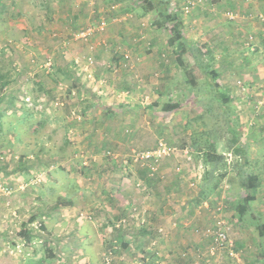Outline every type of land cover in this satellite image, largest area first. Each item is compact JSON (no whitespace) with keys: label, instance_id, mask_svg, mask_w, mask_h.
Wrapping results in <instances>:
<instances>
[{"label":"rangeland","instance_id":"rangeland-1","mask_svg":"<svg viewBox=\"0 0 264 264\" xmlns=\"http://www.w3.org/2000/svg\"><path fill=\"white\" fill-rule=\"evenodd\" d=\"M61 1L65 4V8L69 6L66 11L67 16H62L60 21H55L54 12L50 9V0H0V31H5L1 33L3 36L12 37L7 32L14 31V25L8 21L14 20L17 24H22V27L19 28V31L23 34L21 38H27L29 34L36 37V39L40 38V35L44 37L47 36L48 40L44 43L42 42V44L52 50L56 48V53L52 56L39 53H35L36 55L24 54L28 56V61L26 63L32 62L30 63L32 64V68L29 69V67H27L29 72L23 77L27 82L25 94L23 96H17V98L19 97L18 100H23L28 105L29 110H32V114H28L30 119L28 123L37 125V129L32 132L28 124L21 125L19 129V139L17 140L24 141L17 144L14 143L10 146L6 144V142L11 136L5 133L4 135L0 134V165L2 166V164H5L9 166L8 164H11V166L15 168L9 171H4L2 168L1 170L3 171L0 173V196L4 195L7 197L4 201L7 212H5L0 219V264H24L26 260L29 259L35 261L42 260V264H88L87 256L89 255L82 253L80 248L63 245L62 249H55L54 253L53 246L55 238L60 237V235L65 237L67 234L66 232L73 229L75 226L74 224H76L75 222L84 223L86 221H91L95 217L98 209L97 206L100 203H97V206H95L90 205V202H88V204L85 202L83 206L75 210L76 212L71 211L70 208H66L67 206H63V210H61L62 208L59 209L55 207L57 201H62L64 203L66 200L59 198V194L53 185H47L54 170L61 168L69 175L75 171L82 170V173H80L81 177H83L82 181L86 182L85 184L89 186H93V182H91L93 178H89L91 177V173H84L89 172L90 169L95 167L94 164H91V159H98L100 155L101 158H109L111 163H113L112 160H116V163H118L117 166L124 172L123 174L127 176L130 174L131 177H133V171H139L142 176L151 177V179L156 177L149 174V168L143 162L144 160L133 161L131 159V154L133 152L151 148L153 146H146L153 144L139 142L142 144L132 146L127 152L123 151V149H117L115 151L106 149L102 151L101 154H94V156H92L93 150H90L84 145L81 138L78 141L74 139V127L81 126L89 117V115L87 117L85 110L87 106L86 100H88L89 97H87L86 94L82 95L81 92L82 89H85L83 86L86 84L84 79L93 81L95 84L97 82L106 83V85L111 84L112 94L124 100L123 103L126 102L127 98H131L134 102L130 101V104H126L129 106L123 109L125 113L128 111L126 114H186V104H188V108H191V110L189 111L190 113L187 114H197V117L191 118L189 122L190 127L188 129L192 134L191 136L188 134L185 135L182 131L178 136L175 135L174 137L177 136V140H183V142L181 141V143H179V147L177 145L179 149H177L176 153L166 157L175 156L174 158L176 160L180 159L185 161L186 164L192 165V162L189 161L188 157L180 148L185 143L184 136L190 140L186 142L189 144H192L194 138H200L203 140L202 142H204L205 139L211 137L216 141L218 152L226 154L230 159L229 167L231 169L229 172L235 175V168H237L241 157L233 155L231 160L230 154L227 151V144L228 146L230 144L228 139L229 129L227 120L231 118L235 123L237 137L240 141L245 143L244 147L247 149V167L249 172L264 179V149H259L261 145L259 143L264 142V137L263 139L259 138V140H262L258 142L256 139L258 136L255 137L253 131L250 137H245L248 135L247 131L250 130L249 126H252V129L256 125L262 126L259 129L261 130L260 134L264 130V113H262L264 108L262 103L258 101L263 97L260 96L259 92L261 89H264V86L260 89L259 87L256 88V92L258 93L252 96L247 90L249 87H246V89L241 87L244 77L241 78L239 75L236 78L235 75L237 72H232L231 79L227 81L228 83L226 82L224 84L234 85L236 88L227 87L229 85L223 87L231 97L229 104L232 106L233 110L232 113H229L215 98L214 93L206 92L204 95L202 93L200 94L199 89L202 79H199L197 88L190 85L188 80L190 74L187 69H191L195 66L192 53L189 50L181 53L176 51L175 45L171 43V38L173 37L172 30L154 21L156 15L153 13H155L156 10H153L151 15L142 19L143 11L139 8V5L143 0ZM168 1L170 2L171 9L173 8L178 13L180 19L185 22L184 33L187 38L194 42L193 47L202 46L203 48L211 50L209 47L215 45V31L220 27L221 29L222 27L229 29L230 26L237 28L236 26L239 23H241L240 26L244 28L245 31L239 29L238 36L231 38L233 46H239L240 42L243 43L245 41L242 47H246V45L252 46L255 49L259 47L262 36L257 33V31L254 33V27L257 29L259 27L264 28L263 10L249 11L247 15L242 18V13L239 12V14L235 15L234 13L237 11L235 10V12H233L234 6L244 11V6L246 3H249V1ZM144 2H146V0ZM191 2H194V4L191 5ZM113 5H116V7L112 8ZM186 6H190L189 12L186 11ZM84 13L89 17L87 21V17L83 19L85 16ZM126 16L128 17L125 18ZM102 19L107 21L105 27H101L100 25ZM93 20L95 21L92 23ZM228 22L234 23L231 25L228 24ZM5 23L8 24L6 28H4ZM128 25H134V32L127 29V39L124 44L122 30L124 26ZM136 27L138 28L137 30ZM12 33L14 35V32ZM113 34H116V36ZM152 34L154 36L159 35V39H154ZM227 34L230 33L228 32ZM96 38H98V40L94 41ZM224 41L222 42L223 44L229 43L227 40ZM92 42H95V44ZM216 42L217 46H221L219 39H217ZM90 46H97L99 49L98 52L101 53V61H98V63L100 66H104L103 68L106 73L104 75L99 74L102 77H98L93 69L96 58L89 53L91 51ZM78 49L85 54V60L80 54H77L75 60L73 50L78 51ZM96 49H92V51L95 52ZM115 50L117 52H124L122 55L123 57L115 56L113 58L111 52ZM34 51L41 52L40 50ZM246 52L247 51H242V53ZM179 54L182 60L179 58ZM91 57L93 61H91ZM249 57L254 58V62L262 58L259 57V54L250 55ZM82 60L84 61L82 62ZM77 64L85 65L81 70H84V74L81 71L77 74ZM165 64H168L171 68L168 67L169 69H165ZM217 64L218 62L215 61L214 57L212 67L214 68ZM213 70L217 74V81L223 83V81L226 80L225 77H221L218 71H215V69ZM42 73H45V76L51 79V82L48 80L49 83H47L46 88H43V85H40L39 81L36 80L39 76L42 78ZM95 89L99 91L101 87ZM187 90L189 92L188 95ZM132 91L136 93L134 96L132 95ZM92 92L97 94L96 90ZM162 93H164V99H169L165 97V94H169L170 100L173 102H163L161 100ZM245 93H249V96H245ZM158 94H161L160 98H158ZM235 98H238L240 102L233 103ZM241 98H244V100ZM179 100H181V103L178 109L171 111L166 108V104L178 103L177 101ZM252 100L255 101L254 104L257 105V111H255V113ZM100 104L101 103H97L96 106L102 110ZM103 104L105 106H111L105 102H103ZM117 105L120 106V104H116V106ZM252 108L254 109L253 112L247 113V110ZM250 117L254 118L257 123H252L251 125V121L249 122ZM15 119L16 117L12 116L8 120L15 122L17 121ZM76 120L80 121V124H78ZM64 127L67 130L69 129L68 132L66 130L65 134ZM50 132H52V136L48 137ZM167 138L163 137L160 139H163L169 146L176 147V145L169 142V137ZM247 138L250 139L251 144ZM65 140L70 143H65ZM65 145H67L65 153H61L58 149L59 147L63 148ZM23 149H25L24 153H22ZM194 149L195 148H193V150ZM25 154L31 158L30 160H33L30 162H35L38 160L39 156H41L43 160L48 159L50 162L47 165L45 164V168L30 171V173L26 175L22 172L17 173L18 171L15 170L19 169L18 164L20 165V155L25 156ZM195 154L196 151L194 150L193 158L195 163L199 165L200 162L196 161V158L199 159V157ZM77 159L81 161L84 160L79 169L72 164ZM125 160H128V162H125ZM24 171L29 172L28 169ZM119 173L121 174L120 170ZM22 176L24 178H22ZM236 176L238 177L237 174ZM27 180H29V182ZM12 181H14L15 184H12ZM258 181L260 184L261 180H259V178ZM16 183L17 187H14ZM155 183L156 182H152L154 186H157L159 189H164L165 191L164 182L159 184ZM11 184L13 186H11ZM40 188L43 189L40 191ZM27 189L30 190L28 193ZM13 194L20 196V200L25 203L24 208L15 207V204L11 202V195ZM38 194L39 197L43 195L42 197H45V200L39 198L40 201L36 206L38 209L47 207V213L45 212V214L44 212L41 214L31 212V206H33L31 202ZM126 204L129 203L126 201ZM255 204L260 209H263L264 196L260 195ZM195 205L196 203H194V206ZM218 206H223V204H218ZM100 208L101 205H99V209ZM143 210H145L144 207L139 204H130V217L133 215V219H138L136 217L142 216ZM24 211H27V213L25 214ZM70 211L74 213L72 214ZM217 212L218 211L213 212V215ZM198 215H201V213H198ZM130 217H123L122 220H120L121 223L123 222L125 225H129L130 222L132 223V221L128 220L131 219ZM251 218L252 216L250 215L248 219L251 221ZM93 220L92 222L97 223V225H101L102 222L109 231L112 228L107 215L100 219L97 218ZM133 223L135 224L136 221L134 220ZM217 227H219L218 224L213 230ZM157 233L160 235L158 238H169L171 234L170 231L167 229L165 230L164 227H162V231L158 230ZM250 233L253 235L252 239L255 241V246L250 254L249 250L243 252L244 257L240 264H243V262L245 264H262L264 257V253L262 252V249L264 250V237L259 239L260 242L258 241L259 232L257 227L252 228ZM71 240L72 239H68V243H72ZM250 243L251 241L249 244ZM156 244L158 246L159 242L157 241ZM212 244L211 246L209 242L207 248L201 250L203 258H195V260H199L198 263H195V260L188 262L187 259L186 264H232V260L225 258L226 254L222 262H217L210 255L204 256L205 251L210 248V246L215 247V244ZM101 251H98L99 259L96 264H104L101 259ZM182 252L185 251L182 250ZM219 252L217 251L216 254H220ZM186 254L188 255V252H186ZM108 259L109 258L106 257L105 264H116L113 262L109 263L111 259H109V261ZM176 262L177 264L181 263L180 260ZM154 264L164 263L154 262Z\"/></svg>","mask_w":264,"mask_h":264},{"label":"crops","instance_id":"crops-1","mask_svg":"<svg viewBox=\"0 0 264 264\" xmlns=\"http://www.w3.org/2000/svg\"><path fill=\"white\" fill-rule=\"evenodd\" d=\"M248 1L250 4L246 3L244 11L234 6L233 12H235V10L237 11L234 14L236 15L240 12L242 13V18L245 17L249 11L263 10L262 12H264V0H247V2ZM49 3L51 5L50 9L54 12L55 21H60L62 16H67L66 11L69 6L65 8V4L61 0H50ZM146 6L147 4L144 0L139 5V8L143 11L142 19L151 15L153 10H155L150 9L149 11H145ZM153 14L156 15L154 21L159 24L157 20L160 19V16L157 10ZM84 15L83 19L87 17V21L89 17L86 16V13H84ZM127 17L128 16L125 18ZM94 21L95 20H93L92 23ZM8 22L14 25L15 30L7 32L12 37L3 36L1 33H4L5 31H0V134L4 135L5 133L11 136L6 142V144L10 146L14 143L17 144L24 141L17 140L19 139V129L21 128V125L28 124L32 132L37 129V125L28 123L30 121L28 114H32V110H29L28 105L23 100L21 101L18 100L19 97L17 98V96H23L25 94L27 82L23 79V77L29 72V69L32 68V64H30L32 62L26 63L28 61L27 55H36L35 53H39L45 54L46 56H52L56 53V48L52 50L42 44V42L44 43L48 40L47 36L44 37L43 35H40V38L36 39V37L29 34L27 38H21L23 34L19 31V28L22 27V24H17L14 20H9ZM233 23L234 22H228V24L231 25H233ZM5 24L4 28L8 26L7 23ZM240 24L241 23L237 24V28L230 26L229 29L226 27H222V29L220 27L218 30L216 29L217 31L214 32L215 45L211 47L208 46L211 50L207 48L205 49L211 51L215 57V61L218 62V64L214 67L215 71H218L219 75L221 74L220 76L225 77L226 79L223 83L219 81L222 87L229 85H225L224 83L231 79L232 72H237L235 75L236 78L239 75L241 78L244 77L241 87L243 89L249 87L247 90L253 96V94L258 93L256 92V88L259 87L260 89L264 86V28L259 27L257 29L254 27V33L257 31V33L262 36L258 48L255 49L249 45L242 47L245 41L243 43L240 42L239 46H233L231 38L238 36L239 29L244 30V28H241ZM133 27L134 25L124 26L122 30L124 44L127 39V29L134 32ZM165 27L167 29L169 28L167 26ZM184 27L185 22L183 21V32ZM137 29L138 28L136 27V30ZM12 32H14V35ZM228 32L230 34H227ZM113 35L116 36V34ZM152 37L156 40L159 39V35L154 36L152 34ZM217 39H219L221 46H217ZM97 40L98 38L94 41ZM224 40H227L229 43L223 44L222 42ZM92 43L95 44V42ZM95 47L97 48V46H90L91 51L89 53L96 58L97 64L95 63V66L93 67L95 74L98 77H102L101 75L106 73L103 68L104 66H100L98 63V61H101V53L98 52L99 49H96ZM92 49H96V51L94 52ZM34 50H40L41 52ZM242 51L247 52L242 53ZM25 53H27V55H24ZM73 53L75 54V60L77 54L83 56L84 60L86 58L85 54L80 49H78V51L73 50ZM123 54L124 52H117L116 50L111 52L113 58L115 56H122ZM258 54L259 57L262 58H259L256 62H254V58L249 57L250 55ZM84 60H82V62ZM84 66L85 65H76V68L78 69L77 74H79V71H81ZM27 67H29V69H27ZM168 67L169 65L165 64L164 68H171ZM81 72L84 74V70ZM45 75V73H42V78L41 76L36 78L40 85H43V88H46L47 83L51 82V79H48ZM48 80L50 81L48 82ZM84 81L86 83L83 85L85 89H82L81 92L82 95L86 94L87 97H89V99L86 100L87 106L85 109L87 113L86 115L87 117L89 115V117L81 126L79 125L74 127L75 131H73V136L75 140L77 139V141L81 138L83 144L90 150H93L92 156H94V154H101V152L106 149L114 151L117 149H123V151L127 152L130 148H132V146L142 144L139 142H148V144H153L146 146L151 147L156 145L158 140L163 137H169V142L176 146L178 145L179 147V143H181V141L183 142V140H177L176 137L181 134L182 131L185 135L188 134L191 136L192 132L188 129L190 127L189 122L191 118H196L197 114H187L190 113L189 111L191 110V108H188V104H186V114H126L128 111L126 110L127 112L125 113L123 109L129 106L126 104H130V101H133L131 98H127L126 102L123 103L124 100H121V98L112 94L111 84L106 85V83L103 84L102 82H97L95 84L93 81H88L87 79H84ZM99 87H101L99 91L95 89ZM227 87L236 88L234 85H229ZM95 90L97 91V94L92 92ZM132 92V95L134 96L136 93L135 91ZM249 93H245L244 95L249 96ZM259 93L260 96L263 97L258 101L259 103H262L264 108V89H261ZM188 94L189 92L187 90V95ZM160 95L161 94L157 95L158 98H160ZM165 95V97H168L169 99H164V93H162L161 100L163 102H173L170 100L169 94ZM241 99L244 100V98ZM103 102L111 106H105ZM177 102L180 104L181 100ZM237 102L240 101L238 98H235L233 103ZM97 103H101L100 105L102 106V110L96 106ZM252 103L254 104L255 101L252 100ZM116 104H120V106H116ZM256 106L257 105L254 104L255 110L253 108L248 109L247 113H251L253 110L255 113V111H257ZM262 113H264V110H262ZM12 116H15V120L17 121L14 120L15 122H11L8 120ZM76 121L80 124V121ZM250 121L251 125L252 123H257L254 118L251 117L249 119V122ZM249 127L250 130L247 131L248 135L245 137H250V134L253 131V133H255V137L258 136L256 137L258 142H261L264 137V130L260 134L261 130L259 129L262 126L256 125L253 129L252 126ZM63 129L65 134L67 129L65 127ZM175 135L177 136L174 137ZM51 136L52 132L48 134V137ZM259 138L262 139L259 140ZM248 140L250 142V139ZM184 141V145H186V142L190 140L184 136ZM65 143L69 144L70 142L65 140ZM259 144H261L259 149H264V142ZM66 147L67 145L63 148L59 147L58 150L61 153H65ZM83 148L86 149L85 147ZM24 152L25 149L22 150V153ZM99 157L100 158L98 159H91V164H94L95 167L90 169L89 172L84 173H91V177L89 178H93L91 180V182H93V186H89L85 184L86 182L82 181L83 177L80 175L82 170L75 171L69 175L61 168L54 170L47 185H53L59 194V198L66 200L64 203L62 201L56 202L55 207L59 209L62 208L61 210H63V206H67L66 208H70L71 211L76 212L75 210L83 206L85 202L87 204L90 202V205L95 206H97V203H100L99 205H101V208L99 209V205L97 206V213L93 219H100L101 217L107 215L112 228L109 231L106 228V225L102 222L101 225H97V223L92 222L94 221L93 219L84 223L75 222V226L72 230L70 229L71 232L70 230L66 232L67 234L65 237L61 235L60 237H54L55 243L53 246V252L55 249H62L63 245L80 248L82 253L89 255L87 256L88 264L97 263L99 259V250H102L101 259L104 264L106 262V257L111 259L109 263L113 262L116 264H154V262L177 264L176 261L179 260L181 262L179 264H186L187 259L188 262H190L191 260H195V258H203L201 250L206 249L209 242L211 246L213 245L212 237L209 233H207V230L216 227V221L218 219L225 221V226L228 229L230 239L233 243L231 250L235 252V256L231 257L229 250H217L211 246L205 251L204 256L210 255L217 262H222L224 261V255L226 254L225 258L232 260V264H240L242 258L244 257L243 252L248 250L249 254L252 252V249L255 246V241L252 239L253 235L250 231L252 228L257 227L258 221L252 216L249 210H245L243 214L238 211V201L242 190L239 181L230 182L227 177H224L219 187L213 191L207 199H203L200 195V186L203 181L202 177L204 172L193 164L188 165L183 160H176L174 158L175 156L166 157L160 162L158 171L155 175H153L156 177L153 179H151V177L142 176L139 171H133V177H131L130 174L127 176L123 174L124 172L117 166L118 163H111L109 158H101L100 155ZM20 159V165L18 164L19 169L15 171H18L17 173L22 172L24 175L30 173V171L43 169L50 162L48 159L43 160L41 156H39L38 160L35 162H30L33 160H30L31 158H29L26 154L25 156L20 155ZM199 160L200 159H198L197 162H200ZM83 162L84 160L81 161L80 159H77L72 164L79 169ZM8 165L9 166H6L5 164H2V166L0 165V173L3 170L9 171L10 169H15L11 166V164ZM2 168L3 170H1ZM25 169H28L29 172L24 171ZM119 170L121 174L119 173ZM22 178L24 177L22 176ZM234 178H238L236 174L234 175ZM258 178L261 182L258 184L256 196L251 204L255 208L256 212L260 214L259 216L261 217V222L264 223V208L260 209L255 204L260 195L264 196V179L260 176H258ZM27 181L29 182V180ZM152 182H156L155 184L164 182L165 191L164 189H159L157 186H154ZM12 184H15V182L12 181ZM12 184L11 186H13ZM14 187H17V183ZM42 189L43 188H40V191ZM29 191L30 190L27 189V193ZM42 196L39 197L38 194L36 198L32 200V213L41 214L44 212L45 214L47 207H41L38 209L36 206L40 201L39 198L45 200V197ZM19 197L20 196L17 194L11 195V202L15 204V207L24 208L25 203L20 200ZM5 199H7L6 196H0V219L3 217L4 213L7 212L4 205ZM126 201L129 204H126ZM132 203H135L136 205L139 204L145 209L143 210L142 216L140 215V217H136L138 219H133V215L130 217V204ZM194 203H196L195 206ZM204 203H206L208 207ZM218 204H223V206H218ZM201 206L202 208L199 209ZM218 207L222 208L221 211L213 215L214 210ZM71 211L70 213L73 214L74 212ZM24 213L26 214L27 211H24ZM198 213H201V215H198ZM250 215L252 216L251 221L248 219ZM125 216L130 217L131 219L128 220L132 221V223L130 222L129 225H125L123 222L121 223L120 220H122ZM134 220L136 221L135 224L133 223ZM162 227H164L165 230L167 229L170 231L171 234L169 235V238H158L160 235L157 232L159 229H162ZM68 239H72V243H68ZM259 239H262V237L258 234V241ZM157 241L159 242L158 246L156 244ZM250 241L251 243L249 244ZM182 250L185 252H182ZM217 251H221L219 252L220 254H216ZM50 252L53 253L52 251ZM186 252H188V255ZM262 252L264 253L263 249ZM34 261L35 260L29 259L26 260L24 264H42V260ZM198 262L199 260H195V263ZM243 264L245 263L243 262Z\"/></svg>","mask_w":264,"mask_h":264},{"label":"trees","instance_id":"trees-1","mask_svg":"<svg viewBox=\"0 0 264 264\" xmlns=\"http://www.w3.org/2000/svg\"><path fill=\"white\" fill-rule=\"evenodd\" d=\"M146 4L147 6L145 11H149L150 9L157 10L160 16L158 23L165 25L172 30L173 37L171 38V43L175 45L176 51L181 53L183 51L185 52L189 50L192 53L195 60V66H193L191 69H187L188 73L190 74H188L190 85L197 88L199 79H202L201 87L199 89L200 94L202 93L204 95L206 92L214 93L215 98L219 101L222 107L225 108L227 112L232 113L233 108L229 104L231 97L217 81V74L213 70L214 68L212 67V62L214 57L211 51L205 50V48L202 46L193 47L194 42L187 38L183 32V21L178 16V13L173 8L171 9L167 0H146ZM178 56L179 58L181 57L180 54ZM179 107L180 104L178 103L166 104V108L171 111H174ZM227 121L229 129L228 139L230 143L229 146L227 144L228 153H230L231 159L232 155L241 157L237 168H235L238 178H234V175L229 172L230 159H227L228 157L226 154L218 152L215 139L208 137L204 140V142H202V139L194 138L192 140V144L190 143L191 145L187 143L186 145L182 146L183 148H180H188L192 155V164L194 166H198L193 158L195 150V155L199 157L200 163L204 165L205 171L202 177L203 181L200 186L201 198L207 199L210 194L219 187L224 177H227L228 181L230 182L239 181L242 190L238 201V211L242 214L245 210H249L251 212L252 216L258 221L257 228L259 235L263 237L264 223L261 222L262 220L259 216L260 214L256 212L255 208L251 204L256 196V191L259 184L258 176L249 172L247 167V149L244 147L245 143L240 141V139L237 137L234 120L228 118ZM193 148L195 149L193 150ZM197 160L198 159L196 158V161ZM112 162L116 163V160H112ZM262 264H264V257Z\"/></svg>","mask_w":264,"mask_h":264},{"label":"built area","instance_id":"built-area-1","mask_svg":"<svg viewBox=\"0 0 264 264\" xmlns=\"http://www.w3.org/2000/svg\"><path fill=\"white\" fill-rule=\"evenodd\" d=\"M194 2H191V5H193ZM116 5H113L112 8H115ZM190 6H186V11L189 12ZM107 24V21L105 19H102L100 21L101 27H105ZM91 61H93V58H90ZM177 149H179L177 146H169L166 142L163 141V139H159L157 144L151 148H146L145 150H140L137 152H133L131 154V159L134 161L136 160H144L143 162L145 165L148 166L150 174L154 175L159 168V164L162 161V159L166 156L173 155L176 153ZM184 154L188 157L189 161L192 162V155L188 148L182 149ZM125 162H128V160H125ZM197 168H199L202 172L204 171V165L200 163ZM207 207L208 205L204 203ZM202 206L199 208L201 209ZM221 207H218L214 212L221 211ZM218 224L219 227L213 229H208L207 233L210 234V236L213 239V243L215 244V249L217 250H229L230 256L234 257L235 252L231 250L233 243L230 239L228 229L225 226V221H220L219 219L216 221V225ZM223 225V226H222ZM162 231V229H159Z\"/></svg>","mask_w":264,"mask_h":264}]
</instances>
